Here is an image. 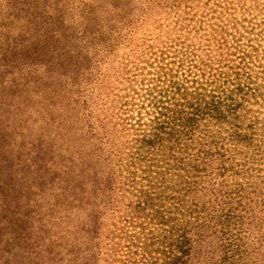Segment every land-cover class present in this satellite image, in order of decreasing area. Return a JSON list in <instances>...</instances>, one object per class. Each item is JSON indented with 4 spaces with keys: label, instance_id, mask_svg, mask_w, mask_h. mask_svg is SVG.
I'll return each instance as SVG.
<instances>
[{
    "label": "trees",
    "instance_id": "1",
    "mask_svg": "<svg viewBox=\"0 0 264 264\" xmlns=\"http://www.w3.org/2000/svg\"><path fill=\"white\" fill-rule=\"evenodd\" d=\"M0 264H264V0H0Z\"/></svg>",
    "mask_w": 264,
    "mask_h": 264
},
{
    "label": "rangeland",
    "instance_id": "2",
    "mask_svg": "<svg viewBox=\"0 0 264 264\" xmlns=\"http://www.w3.org/2000/svg\"><path fill=\"white\" fill-rule=\"evenodd\" d=\"M26 116H27V115H26ZM26 116H25V117H26ZM30 117H31V116H30ZM32 117H33V116H32Z\"/></svg>",
    "mask_w": 264,
    "mask_h": 264
}]
</instances>
